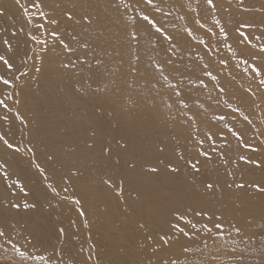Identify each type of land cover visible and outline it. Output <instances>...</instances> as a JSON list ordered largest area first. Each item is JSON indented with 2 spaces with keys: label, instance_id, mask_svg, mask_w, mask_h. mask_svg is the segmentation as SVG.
<instances>
[{
  "label": "bare ground",
  "instance_id": "6f19581e",
  "mask_svg": "<svg viewBox=\"0 0 264 264\" xmlns=\"http://www.w3.org/2000/svg\"><path fill=\"white\" fill-rule=\"evenodd\" d=\"M177 1L167 0L170 4ZM216 2L222 7L218 16L224 21L233 48L244 52L252 63L254 55L259 54V47L243 42L239 33L259 36L260 30L240 26L264 19V0H244L242 5L238 0ZM117 3L118 0H44L45 10H51L53 16L60 18L61 38L76 51L68 53L57 44L55 51L45 57L43 71L34 73L31 66L34 63L36 67L41 66L39 59H34L40 46L31 43L27 33L41 34L35 31L40 22L36 9H30L33 16L28 19L15 0H0V9H3L0 41L9 39L14 46L11 53H6L0 43V54L11 56L16 67L28 72L27 77H20L15 88L19 100L16 108L27 124L8 114L7 122L0 120V133L29 153L7 149L0 141V161L8 165L6 170L11 177L5 181L0 172V223L11 225L10 237L21 251L23 247L37 248L38 253L56 260V264L60 260L62 264H76L89 254L93 257L91 264H159L162 257H181L178 264H186L193 257H205L202 250L205 251L207 244L203 239L210 236H205L201 230L210 223L209 216L214 223H223L228 229L239 227L241 232L251 224L264 228V195L252 187L238 189L235 186L241 182H264V170L238 159L243 154L264 161V147L257 153L244 147L225 148L216 135V152L212 153V159L199 157V172L193 171L189 164L200 150L195 138L204 139L209 131L214 134L223 131L226 139L233 140L235 136L229 129H234L242 133V145H258L264 139L260 135L264 133L261 127L264 126V103L261 108H254L247 89L239 87L221 65L215 66L210 61L203 47L196 45L194 40L204 37L205 32L195 27L192 19L187 23L188 29H192L190 37L182 36L173 24L171 29L181 35L178 41L184 42L190 52L161 44L155 48L143 41L148 35L153 36L147 24L139 20L141 11L147 13L146 8L130 10L121 4L117 10ZM21 4L28 6L29 0H21ZM159 7L163 8L161 13L166 12L165 6ZM224 7H229L230 11L225 12ZM66 10H72L75 18L67 19ZM85 12L98 17V22L84 27L79 18ZM170 14L175 21L185 16L179 9ZM136 26L141 29L142 37L138 73L132 71V67L137 66V48H129L127 38V33ZM45 29L52 30L47 23ZM237 29L240 31L235 32ZM83 42L89 43L91 49H83ZM256 43H264V37L253 40V44ZM166 48L172 51L166 52ZM191 50L200 55L191 56ZM77 57L86 58L93 68L97 57L104 61L103 82L97 84L90 78L82 81L79 73L58 70V61L71 59L79 64ZM169 58L174 64L165 65L161 75L155 65ZM205 62L207 70L218 80L204 76ZM3 74L4 68L0 66V75ZM7 75L10 77L12 73ZM84 75L90 77V73ZM164 76L169 77L167 84ZM243 76L239 74L237 78L248 83L250 78ZM201 79L206 88L201 85ZM258 79L253 78L254 86L249 83L254 91H258L255 83ZM178 80L182 97H177L171 87ZM214 86H224V97L250 114L253 124L248 125L239 114L238 119H233L228 115L231 109L214 106L221 100ZM182 98L186 99L188 108L179 103ZM192 114L197 119L188 127ZM221 114L227 115L223 122L218 119ZM3 115L5 112L0 109V116ZM249 132L253 136L244 135ZM90 144L94 145L91 150ZM102 147L111 148L110 158L102 154ZM211 147L210 141L203 144L204 150L211 151ZM219 152L226 153L228 164L217 154ZM50 155L54 157L51 161ZM36 163L49 174V180L37 171ZM73 165L80 169V176L69 180V169ZM169 166L179 171L172 172ZM152 167L159 171L152 173ZM109 176L116 183L124 181V191L119 197L103 183ZM17 179L24 184L26 196L18 185L8 187ZM48 183H53L59 196L52 193ZM207 183H213L212 190L206 188ZM64 188L68 192H64ZM73 195L81 198L85 217L78 215L80 206L70 199ZM66 196L69 199H64ZM21 200L35 207H21L19 211L11 208L12 203H21ZM198 212L204 214L197 215ZM181 215L184 220L180 219ZM217 217L222 220L218 221ZM187 220L195 228L186 224ZM141 223L146 225L145 229L139 228ZM175 224L190 236L173 229ZM60 228L65 230L64 234L59 232ZM165 233L170 237L171 246L156 251L159 236ZM149 236L154 239H148ZM184 245L191 248L186 257L181 252ZM197 249L202 254L192 253ZM17 253L2 239L0 258H10Z\"/></svg>",
  "mask_w": 264,
  "mask_h": 264
},
{
  "label": "snow or ice",
  "instance_id": "6c2138e0",
  "mask_svg": "<svg viewBox=\"0 0 264 264\" xmlns=\"http://www.w3.org/2000/svg\"><path fill=\"white\" fill-rule=\"evenodd\" d=\"M17 6L20 7V10L25 14V16L28 19H31L33 16V13L30 12V9H36L35 15H37L40 18V22L37 24L36 27V33H41L40 35L34 34V33H27L28 39L31 43L37 44L40 46L39 53L36 54V58L40 61V67H36L35 63L31 66L34 73H40L43 71V66L45 63V57L48 55L50 51H55V48L57 44L61 46L66 52L68 53H74L76 49L69 46L68 43L65 42L64 39L61 38V33L59 31V25H60V18L53 16L51 10L46 11L44 0H29L28 6H24L21 4V0H15ZM238 2L242 5L244 0H238ZM205 3L208 5V9L212 13H217L220 11L221 5L216 2V0H205ZM123 5L124 8H136L147 6L148 8L154 9L156 12H163V8L157 6L155 3V0H118L117 3V10H119V5ZM197 4H199V0H197ZM225 12H229V7H224L223 9ZM245 11H248L249 9H244ZM197 15H200V9L199 7L195 9ZM264 11V9H262ZM0 14H3V9H0ZM65 15L67 16V19L72 20L75 18L74 12L72 10H66ZM80 21L84 27H90L91 25L98 22V17H93L90 13L85 12L83 15L80 16ZM136 19V18H134ZM139 20L141 22H144L147 24L148 31L151 32V34L156 38L157 41L163 40L168 42L172 45V48H175L176 45L173 43L174 37L168 33V31L164 27V20H157L152 15L141 11ZM45 23H47L48 27L51 28V31H47L45 29ZM199 23V21H197ZM216 25L219 26V33L225 37L227 40L228 38V32L226 31L225 25L221 23V20L219 18H215ZM203 27V25H201ZM240 28L243 29H259L260 35L257 36L253 34L252 36H249L247 32H242L241 35L243 37V42L247 43L248 45L252 47H257V45L253 44V40L259 41L262 37H264V19H261L259 23L256 22H246L241 24ZM20 31H23L21 29ZM141 29L136 26L133 27L128 33V47L131 48L135 46L137 48V54L135 56V59L137 61V66L132 67L133 72H139V62L141 61V55L139 54L140 49L142 48V37L139 35V32ZM189 35L192 34V29L186 30ZM237 31H240V29H237ZM210 35H216L215 32H212L209 30ZM16 33L13 32V36H15ZM49 39L51 40V44H49ZM2 45L5 48L6 53H11L14 50L13 44L9 41V39H3L0 41ZM202 44L207 45V41H201ZM81 47L85 50H90L91 45L87 42H83ZM155 47V45H154ZM172 48H166V52H171ZM211 49L209 48V51ZM77 60L79 61V64H77L76 61H73L71 59L67 61H58V70L60 71H72L74 74L79 73L80 79L83 81L84 79L90 78L93 80L94 83H102L105 78V73L102 71V68L104 66V61H102L100 58H96L95 64L96 67L93 68L88 64V60L83 57H77ZM245 64H249V61L247 59H244L243 61ZM259 62V66H258ZM222 65L227 66L228 61L227 60H221L220 62ZM174 61L169 58L167 61L163 63H158L155 65V70L161 75L164 73L165 65H173ZM0 66L4 68L5 74L0 75V109H3L5 112V115L0 116V120H3L7 122L9 120V115H14L15 118L21 120L22 124H27V121L25 118L20 114L19 110L16 108V105L19 103V100L16 98L18 93L15 92V88L17 86V81L20 79L21 76L27 77L28 72L24 71L22 68L16 67L13 58L6 54H0ZM250 68L252 71V75L254 77L259 78L257 89L258 91H254L251 87H249L246 91L252 98V105L254 108H261V104L264 103V43L259 44V54L254 55L253 62L250 64ZM208 65L203 66V72L204 76L210 78L212 81L218 80V77L213 75L212 72L208 71ZM248 69H245L247 71ZM19 72L20 76H17L16 73ZM90 73V77H86L84 73ZM7 73H12V75L9 77ZM182 75V74H181ZM169 80L168 76H164V82L167 84ZM158 83V82H157ZM201 85L203 87H207L206 84H204L203 79L200 81ZM155 87V85H154ZM172 90L174 94L177 97H182L183 93L180 88V82L178 81L176 84L172 85ZM219 92L223 94L225 92V89L223 87L219 88ZM259 92V94H258ZM257 101H260V103H257ZM179 103L183 104L185 108H188V103L186 102V99L182 98L180 99ZM11 105V106H10ZM231 107V106H229ZM243 117V120L248 124L252 125L253 121L251 119L250 114H245L239 107L232 108L231 112L228 115H232L233 119H238L239 116ZM197 117L195 114L190 115L188 118V127H192L193 124H195ZM218 119L220 121H224L227 119V115L221 114ZM197 132L199 131V128L197 127ZM232 135L236 136L238 139V142L243 141V135L240 132H237L234 129H229ZM257 131H259L257 129ZM216 135H219L222 140L225 141V148H227V140L226 137H224L223 131H220L219 133H212L211 131L204 134V139H199L198 137L196 139V143L199 146V152L197 153L196 157H194V162L189 161L190 167L193 171L199 172L201 164V161L199 157H204L206 160L212 159V153L216 152ZM260 135L264 136V133H260ZM189 136L191 138V133H189ZM0 141H3L4 146L7 149H13L15 152H20L21 148L18 145H14L13 143H10L9 140L4 136V134L0 133ZM205 141L211 142V151L204 150L203 144ZM244 148L250 149L253 153H257L261 151V148L264 147V139L260 140L258 142V145H253L249 143H243L242 145ZM89 150L94 148V145L90 144L88 145ZM29 151H32L29 149ZM102 154L110 158L111 155V148L109 147H102L101 148ZM222 159H224L225 164L229 163V159L226 156L225 152H219L217 153ZM34 155V152H33ZM48 159L51 161L54 159L53 156H49ZM239 161L243 162L246 165H252L255 169H261L264 170V161L255 159L253 157H249L247 155L241 154L238 157ZM134 167V165H132ZM8 165L0 161V172L3 173L5 181L10 179L8 172H7ZM35 167L38 172H40L45 180H49V174L45 171L43 167L39 163L35 164ZM170 171L177 172L179 171L178 168H174L169 166ZM152 173H157L159 171L158 168L152 167L150 169ZM69 180H71L72 177H79L80 176V169L76 167L75 165L72 166V168L69 169ZM104 185L109 190H114L118 197L119 195L123 194V179L119 181V183H116L111 176H109L106 180L103 181ZM19 186V191L24 193V195H27V190L24 186V184L20 180H16L15 184L8 185L9 188ZM238 189H245L246 187H252L256 190L258 194L264 195V182H241L235 185ZM47 187L51 189L52 193H54L56 196L60 195V192L57 191V188L53 185V183H48ZM214 187L213 183H207L206 188L208 190H212ZM231 187V185H229ZM64 192H68L67 188L63 189ZM15 195V193H13ZM64 199H69V197H64ZM74 205H79L78 208V215L81 217L86 216V211L82 205L81 198H78L77 196L73 195L70 197ZM23 207L24 209H28L29 207H35L34 204H29L27 201H24L23 204L21 203H12L11 208L19 211ZM204 213L198 212L197 215H202ZM181 220H184V216H180ZM212 217L209 216V220H211ZM217 220H222V217H217ZM75 223V222H73ZM186 224L191 225L193 228H195V225H192V222L190 220L186 221ZM85 226H87V220H85ZM173 229L180 232L184 236H190V233L186 232L184 228H181L179 224L172 225ZM223 223L217 222L212 227H209L207 224H205L204 228L205 231L209 234L212 233L213 228L216 229V235L222 237L223 236ZM11 228V225H5L3 223H0V238L4 239L8 244L11 245L13 250L19 252V255L23 258H28L25 251H21L15 243L12 242L10 237L9 229ZM139 228L145 229L146 225L144 223L139 224ZM235 231L239 234L241 232V229L237 227ZM59 232L61 234H64L65 230L63 228L59 229ZM148 239L153 240L154 237L149 236ZM159 244V248L155 249L156 251H159L160 249L168 248L170 247V237L167 233L160 235L159 240L157 241ZM83 251V250H81ZM191 251V248L187 245L182 246L181 252L182 256L186 257ZM181 257H162L159 261V264H178V260ZM34 260L40 261V264H50L51 258L44 256L43 254H40L36 257H33ZM93 260V257L91 254H89L87 257L82 258L81 260L77 261L76 264H91ZM58 264H62V260L58 261ZM187 264V261H186ZM207 264V262H205ZM242 264V260H241Z\"/></svg>",
  "mask_w": 264,
  "mask_h": 264
},
{
  "label": "rangeland",
  "instance_id": "374dc122",
  "mask_svg": "<svg viewBox=\"0 0 264 264\" xmlns=\"http://www.w3.org/2000/svg\"><path fill=\"white\" fill-rule=\"evenodd\" d=\"M155 3L157 6H165L166 12H156L154 9L148 8L147 6H144L147 10L148 14H151L155 19L157 20H164V27L168 31L170 35L174 37L173 43L176 45L177 48H181L183 50L187 49L185 48V43L181 40L178 41V36H181L180 34L173 33L172 24L179 28V31L183 34L182 36L190 37V35L187 33V23L190 19H192L193 24L195 27L200 28L205 32V36L197 37L194 42L199 47H203V50L207 53L206 55L209 56L210 61H212L215 66L222 67L224 73L226 75H229L233 78L235 83L239 87H244L245 89H248L249 83L251 86H254L252 84L254 76L252 75V71L250 68L251 59L245 55L244 52L241 50L233 48V45L230 41L231 36L228 34L227 40L223 35L219 33V26L215 23V18L222 19L218 16L217 13H212L208 9V5L205 3V0H199V4H197V0H178L176 4H170L167 2V0H155ZM143 6V5H142ZM199 7L200 15L198 16L195 9ZM181 10L185 16L175 21L170 11L172 10ZM222 9V7H221ZM132 10V8H130ZM132 12V11H131ZM185 12L187 14H185ZM199 21V23H197ZM224 24V23H223ZM203 25V27H201ZM209 30L212 32H215L216 35H210ZM227 31V30H226ZM228 32V31H227ZM235 32H239L235 30ZM243 31H240L239 34H241ZM143 41L148 43L149 45L153 46L155 45V48L158 47V45H163L167 47H172L171 44H169L166 41L160 40L157 41L155 37L148 35L147 39L143 38ZM201 41H207V45L202 44ZM259 44L256 43L257 47H259ZM209 48L211 49L209 51ZM188 50V49H187ZM190 52V50L185 51ZM192 52V50H191ZM196 54L200 55L199 53L195 52ZM194 52L191 53V56H197ZM244 59H247L249 61V64H245L243 61ZM221 60H227L228 64L227 66L222 65L220 62ZM206 62L203 64L205 65ZM226 67L228 69L226 70ZM245 69H248L245 71ZM226 70V71H225ZM239 74L244 75L243 78L247 79L250 78L249 82L245 84V81H242L237 78L239 77ZM179 81V80H178ZM177 81V82H178ZM255 83L258 84V81H255ZM249 86V87H248ZM257 86V85H256ZM225 89L224 86H221ZM220 86H214V91L218 92L219 95H221V100L217 101L214 106H218L223 109H232L236 108V104L233 102L228 101L224 97V94H221L219 92ZM231 106V107H229ZM223 122V121H221ZM262 128H264L263 125H261ZM247 137L253 136L250 132L247 134ZM226 137V136H225ZM227 140V148H243L242 144L238 142L237 137H233V140L226 139ZM221 146L225 147V141L221 140ZM24 148H21V153L23 152ZM23 153L29 154L27 151H24ZM23 202V200H21ZM21 202V203H22ZM210 223L208 224L209 227H212L215 223L213 221V218L209 220ZM236 228L228 229L227 227H223V236H217L216 235V229L213 228V231L211 234L205 231V228H203L201 231L205 236H210L209 238H204L203 243L207 244L204 250L197 249L195 252L192 253H205V257L203 256L202 259L194 257L192 260H189L187 262L191 264H205V262L209 264H264V228L263 227H255L254 225H249L248 228H246L244 231L240 232L239 234L235 231ZM4 240V239H3ZM12 242L14 241V238H11ZM0 243H2V239L0 240ZM24 248V247H23ZM22 251H25L28 258H23L17 254H11L10 258H0V264H40V261L34 260L33 257H36L40 255L41 253L39 249H23ZM200 253V254H202ZM56 260H51L50 264H56ZM179 264H185V262H180Z\"/></svg>",
  "mask_w": 264,
  "mask_h": 264
}]
</instances>
